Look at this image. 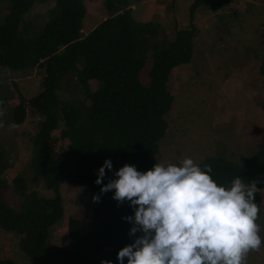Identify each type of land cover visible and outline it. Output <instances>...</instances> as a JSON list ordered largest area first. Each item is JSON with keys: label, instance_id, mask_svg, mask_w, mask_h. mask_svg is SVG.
<instances>
[{"label": "trees", "instance_id": "16d2710c", "mask_svg": "<svg viewBox=\"0 0 264 264\" xmlns=\"http://www.w3.org/2000/svg\"><path fill=\"white\" fill-rule=\"evenodd\" d=\"M37 1L10 0L9 11L0 22V66L14 70L40 66L44 70L39 96L26 99L20 93L21 102L8 106L9 120L24 123L30 104L43 117L33 140L32 166L54 196L28 192L26 178L16 176V190L23 197L20 207L5 201L1 190L7 186L4 174L10 164L0 150V227L20 236V248L33 264H101L102 260L117 264V251L132 240L131 225L123 217L133 209L126 201L118 205L111 191L100 193L101 185L95 183L97 170L106 158H111L113 171L125 163L147 170L157 162L159 141L169 126L166 116L174 102L168 81L174 68L193 58L196 9L205 4L218 10L234 0H195L190 7L191 26L178 29L174 40L161 44L152 42L160 24L136 20L132 8L121 0H106L110 15L87 34L82 31L87 13L84 0H56L48 10L49 19L33 35L22 23ZM149 58L150 82L145 84L141 72ZM260 71L264 76V56ZM71 74L90 101L85 112L77 102L61 99L63 81ZM93 80L99 82L95 90ZM56 130L60 138L69 140L67 150L60 154ZM198 164L210 165L220 183L240 176L245 182L254 180L261 190L264 138L244 164L219 155ZM111 176L112 171L106 169L102 183ZM63 180L98 193L100 203L89 220L68 217L67 245L48 247L54 225L65 215L60 192ZM260 200L258 191L254 202ZM0 264L17 263L4 259Z\"/></svg>", "mask_w": 264, "mask_h": 264}, {"label": "rangeland", "instance_id": "374dc122", "mask_svg": "<svg viewBox=\"0 0 264 264\" xmlns=\"http://www.w3.org/2000/svg\"><path fill=\"white\" fill-rule=\"evenodd\" d=\"M116 1V0H114ZM118 1V0H117ZM195 0H121L132 8L138 21L160 24V32L152 42L166 43L175 39L178 29L191 26L190 7ZM87 13L82 31L87 34L110 15L106 0H84ZM56 0H38L25 15L23 26L34 35L49 19L48 10ZM10 0H0V22L9 11ZM198 32L194 39V54L189 63L172 70L168 88L174 102L166 118L169 126L159 141L158 163H178L185 156L200 163L210 156H223L237 164L252 157L264 138V76L260 65L264 56V0H234L223 8L213 10L201 4L195 12ZM31 34V35H32ZM152 50L149 51L151 56ZM149 58L141 72V80L150 82ZM71 74L62 84L61 99L77 102L85 112L90 105L84 89ZM44 70L38 66L14 70L0 66V150L10 166L4 177L7 186L1 190L5 201L20 207L23 197L14 183L16 176L26 178L28 192L38 191L52 197L54 191L45 187L42 177L32 166L33 140L43 117L28 105L24 123H10L11 108L21 102L20 93L31 99L39 96ZM98 81H91L92 90ZM56 149L60 154L68 148V139L54 132ZM65 215L52 229L48 247L68 244L66 220L70 216L89 220L94 207V193L65 180L61 182ZM257 223L264 238V187L259 191ZM107 209V207H105ZM12 259L17 264H33V259L20 248V236L0 227V260ZM244 264H264V245L250 251Z\"/></svg>", "mask_w": 264, "mask_h": 264}, {"label": "clouds", "instance_id": "9594fccd", "mask_svg": "<svg viewBox=\"0 0 264 264\" xmlns=\"http://www.w3.org/2000/svg\"><path fill=\"white\" fill-rule=\"evenodd\" d=\"M106 169L112 176L102 183ZM95 183L101 194L111 191L118 205L126 201L133 209L123 217L132 240L117 251V264H244L250 251L264 245L257 183L240 176L220 183L210 165L192 157L156 162L147 170L125 163L114 171L106 158Z\"/></svg>", "mask_w": 264, "mask_h": 264}]
</instances>
